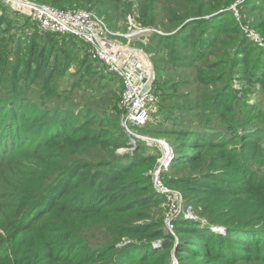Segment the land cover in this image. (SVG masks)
I'll list each match as a JSON object with an SVG mask.
<instances>
[{
    "label": "trees",
    "instance_id": "obj_1",
    "mask_svg": "<svg viewBox=\"0 0 264 264\" xmlns=\"http://www.w3.org/2000/svg\"><path fill=\"white\" fill-rule=\"evenodd\" d=\"M48 1L39 3L131 14L140 26L173 32L155 35L162 41H185V53L160 47L155 38L147 46L164 74L155 78L152 93L156 83L172 81L166 75L176 74L175 66H163L175 56L196 71L195 103L186 108L190 120L158 134L147 131L171 139L175 157L162 179L179 191L182 206L171 232L166 200L151 177L158 147L139 140L118 154L129 147L121 110L98 113L52 100V75L43 77L47 45L64 35L40 32L42 42L35 37L26 51L14 48L12 40L24 41L19 34L25 32L0 5V264H170L173 254L179 264H264V50L240 25L264 37V0ZM89 57L86 76L92 64L100 66ZM235 80L254 90L236 87ZM188 84L176 82L173 89ZM30 86L39 94H29ZM255 90L263 103L251 104L246 127L249 106L242 101Z\"/></svg>",
    "mask_w": 264,
    "mask_h": 264
},
{
    "label": "rangeland",
    "instance_id": "obj_2",
    "mask_svg": "<svg viewBox=\"0 0 264 264\" xmlns=\"http://www.w3.org/2000/svg\"><path fill=\"white\" fill-rule=\"evenodd\" d=\"M39 1V0H37ZM242 0H240L241 2ZM252 2L262 3V0H251ZM39 2H49L48 0L39 1ZM0 5L3 8L4 12L11 17V23L15 27L22 28L25 32L24 34H19V36L24 37V41L20 42L18 39L12 40V46L14 48L18 47L17 44H20L21 51H26L31 40H34L36 37V42H42V36H40L41 30L37 27L36 22L31 18V16L27 13L20 12L9 4H6L0 1ZM234 4H232L229 8L234 14V9L231 8ZM63 7V6H61ZM68 7H84L90 8L94 14L100 17L105 21L108 28L112 30L117 35L114 36L119 41L129 44L131 47L137 48L144 54L146 53L150 59V62L153 67V83L155 78H159V76H163V72H159L155 69V64L153 62V52L147 49L149 42H151V38H155V40H159L162 42L160 47H165V49L170 48H179L183 51L182 46L186 43L181 39L175 40L174 38L162 41L160 37H155V35L160 34V36H165L168 34H172L173 32H164L157 28L152 27H143L137 24L135 18L131 14H126L125 17H116L112 15L110 10L106 11V15L104 13H99L95 8H91L86 4H78ZM235 10L238 11L236 5ZM238 14H240L238 12ZM240 17V16H239ZM236 18V17H235ZM240 20V19H239ZM29 23L28 25H26ZM42 33V32H41ZM161 40V41H160ZM66 43V48L69 49V54L67 55V62L64 63L62 60V56H66L65 53L61 54L62 44ZM188 43V42H187ZM48 50V59L44 67L45 74L43 77H47L52 75V81L48 84L49 90L53 92L55 98L52 100L60 101L62 104H66L69 102L71 107L86 106L93 108L96 112L102 113V110L105 109L107 113H111L115 110V106L117 110H121L120 108V94L122 91V82L121 80L110 73L107 69L102 66L99 68L96 65H91L93 67L92 75L89 72V75H85V68L90 66V51L89 47L82 45L77 40L70 37V35L58 36L54 37L53 43L47 45ZM25 53V52H24ZM58 56V58H57ZM13 59V57H9ZM149 62V63H150ZM163 63H158V65ZM189 62L183 59L181 56L177 55L174 58L173 62L165 63L163 67H173L175 66L176 74L172 71L167 72V78H170L172 81L170 83H162L157 84L154 87L153 96L155 97L153 102H149L146 107L149 111V120L144 126L146 131H133L132 134L128 135V143L129 147L120 148L117 153L124 154L126 152L131 151L134 147L138 146V142L141 138L140 136H150L147 131L153 134H158L161 130H169L173 127L183 126L184 121H189L192 112L188 111L187 106L193 105L195 103V93L197 92V83L195 78L196 71L192 68V66L188 67ZM186 66V67H184ZM103 71L110 76H103L98 74L97 71ZM145 73L149 72L147 68H143ZM236 71V70H235ZM189 81L187 88H184L183 85H178V87L173 89L174 84L179 82L182 84L185 81ZM172 83V85H170ZM76 84V86H75ZM233 84L240 89L246 90H254L253 84L244 83V81L235 80ZM172 86V89L170 88ZM249 88V89H248ZM115 90L117 95L107 96V91ZM164 90V91H163ZM26 91L32 96L38 95V91L35 86H30L26 88ZM256 91L253 92L256 94ZM167 92V93H166ZM183 92V93H182ZM250 92V96H244L245 101H242L243 107L248 105L249 109H247V113L244 122L245 126L249 127L251 124V104H256L257 102L263 103V99L259 95H255ZM172 94V97H169ZM235 118H240V115H235ZM225 123L221 122L218 127L221 129L225 127ZM235 128L236 126H232ZM234 130V129H233ZM151 137V136H150ZM157 140H164L169 144V140L167 141L162 137H153ZM170 145V144H169ZM171 146V145H170ZM157 147V146H156ZM172 147V146H171ZM159 148V147H158ZM148 149V148H147ZM148 152H152L151 150ZM158 159V157H157ZM156 159V161H157ZM172 259V258H171Z\"/></svg>",
    "mask_w": 264,
    "mask_h": 264
},
{
    "label": "built area",
    "instance_id": "obj_3",
    "mask_svg": "<svg viewBox=\"0 0 264 264\" xmlns=\"http://www.w3.org/2000/svg\"><path fill=\"white\" fill-rule=\"evenodd\" d=\"M0 1L29 14L43 33L72 35L84 42L89 47L90 56L122 82L123 89L120 96L122 127L132 134L134 127H141L148 122L149 111L146 105L153 102L155 97L151 93L152 88L141 94L144 79L149 77V72L145 73L144 66L140 62V55L144 53L116 39L114 36L117 34L108 28L104 20L84 8L61 9L35 0ZM234 7L235 4L231 7L234 9V16L239 20L238 11ZM240 25L247 40L264 50V37L248 25ZM141 137L140 140L146 145L159 147L157 161L160 166L157 170H151V177L155 190L166 200L168 210L165 221L172 232L171 219L180 213L182 198L179 191L164 183L162 173L167 171L173 161L174 150L164 140L149 136ZM188 214L191 216L190 213ZM170 264H179V262L176 257H172Z\"/></svg>",
    "mask_w": 264,
    "mask_h": 264
},
{
    "label": "water",
    "instance_id": "obj_4",
    "mask_svg": "<svg viewBox=\"0 0 264 264\" xmlns=\"http://www.w3.org/2000/svg\"><path fill=\"white\" fill-rule=\"evenodd\" d=\"M145 56H146L148 62H150V59L146 53H145ZM149 64H150L149 77L144 79V84H143V87L141 89V94H144L147 91H149L153 85V80H154V78H153V67H152L151 62ZM139 138H142V137L140 136ZM159 166H160L159 162L156 161V163L154 164L153 170H157L159 168ZM172 257H175L174 254L172 255Z\"/></svg>",
    "mask_w": 264,
    "mask_h": 264
},
{
    "label": "bare ground",
    "instance_id": "obj_5",
    "mask_svg": "<svg viewBox=\"0 0 264 264\" xmlns=\"http://www.w3.org/2000/svg\"><path fill=\"white\" fill-rule=\"evenodd\" d=\"M140 62L141 64L144 66V68H147V70L149 71L150 70V64L148 63V60L146 58V56L143 54V55H140Z\"/></svg>",
    "mask_w": 264,
    "mask_h": 264
}]
</instances>
